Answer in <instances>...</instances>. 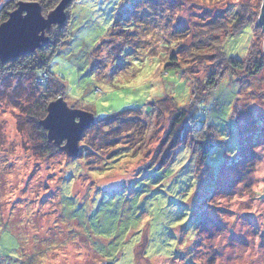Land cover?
I'll return each instance as SVG.
<instances>
[{
    "label": "rangeland",
    "instance_id": "1",
    "mask_svg": "<svg viewBox=\"0 0 264 264\" xmlns=\"http://www.w3.org/2000/svg\"><path fill=\"white\" fill-rule=\"evenodd\" d=\"M261 10L259 0H73L49 85L34 73L0 80V264H256L249 258L264 255ZM224 17L234 32L225 56L247 62L253 43L263 66L255 71L252 59L238 74L227 71L197 101L217 130L207 161L198 165L202 146L186 144L165 166L154 156L171 116L153 129L142 120L150 123L160 99L192 103L193 83L168 68L172 53L205 78L225 56L199 63L193 51ZM155 65L143 87H120ZM43 95L96 116L78 157L31 124Z\"/></svg>",
    "mask_w": 264,
    "mask_h": 264
},
{
    "label": "trees",
    "instance_id": "2",
    "mask_svg": "<svg viewBox=\"0 0 264 264\" xmlns=\"http://www.w3.org/2000/svg\"><path fill=\"white\" fill-rule=\"evenodd\" d=\"M18 1V0H17ZM17 1L10 0V3H6L4 8L0 11V24L6 20L9 15L10 10H14L17 6ZM26 1V0H22ZM35 1V0H34ZM37 2H41L43 8V13H48L50 10L54 9L61 0H36ZM8 4V5H7ZM69 19V15H68ZM67 19V21H68ZM254 18L251 16H247L244 20L246 23L250 20L253 21ZM67 21L62 25H54L51 30H47V35L50 36V42L43 45L40 50H37L34 53L29 55L17 57V59H12L8 63L4 64L0 62V80L6 78L7 76H16L19 72L20 74L30 75L34 73L35 81L44 83V85H49V78L51 77L50 71L48 70V65L51 61V58L58 51L61 43L67 37L65 36V29L67 27ZM245 22H242L241 25ZM212 28L207 31L211 34V40L208 45L196 47L195 50L192 49L193 52L197 53L196 59L199 63H202L204 60L213 61V59L218 57V52H220L223 56H225L224 45L225 38L227 36L232 35L234 32L229 31V25L225 21V17L223 20H218L214 22ZM261 24V23H260ZM259 25H257L258 27ZM240 27V26H239ZM221 33H226L222 40L223 42H219L217 40V36L220 37ZM202 45V44H200ZM192 44L190 47H181L179 45L176 53L183 50L184 48L187 51H190ZM254 44L252 43L249 48V55L247 62L243 59L236 58H227V56L223 57V60L218 64L221 65L219 67H214V70L209 71L202 80H199L195 76V72L193 70L188 69L189 64L187 63L190 59L189 57H182L175 55L174 53L171 62L168 64L169 69H175L181 72L185 77H187L192 84V103L179 106L174 98H166L160 99L156 102H152V120L150 123H144L142 120V125L145 127H150L153 129L157 127L159 124V119L164 117L165 115H170V126L166 132V137L162 139L160 145L158 146V150L154 156V159H161V163L165 166L170 165L173 161H175L178 151L183 145H201L202 153L199 154L198 165L205 163L207 158L211 153V149L214 147L212 144L215 141V137L217 134L216 127L208 122V120H203V118L199 115L198 111V100H208V96L215 89L216 86L219 85L221 80L226 77V72L230 71L231 74H238L240 71H244L248 69V63L252 60L255 65V71H258L260 67L263 66V60L257 59L253 51ZM207 52H202L206 51ZM191 53V52H190ZM217 53V54H215ZM40 55V56H39ZM182 59V60H181ZM254 72V71H252ZM52 99L51 96L43 95L31 109V112H28L29 118L31 119V124L34 125L37 129L42 133L41 138L46 137V129H44L41 125V121L45 117L47 113V104ZM139 118V117H137ZM193 128H197L200 131L194 134L192 132ZM215 135V136H214ZM162 153V156L160 155Z\"/></svg>",
    "mask_w": 264,
    "mask_h": 264
},
{
    "label": "water",
    "instance_id": "3",
    "mask_svg": "<svg viewBox=\"0 0 264 264\" xmlns=\"http://www.w3.org/2000/svg\"><path fill=\"white\" fill-rule=\"evenodd\" d=\"M18 3L15 10L9 12V18L0 24V61L3 63L34 53L49 43L47 30L67 21L66 9L73 0H61L47 15L43 13L41 2L26 0ZM260 16V23L264 27V7ZM48 106V113L41 125L47 130L49 142L61 146L68 155L78 157L81 152L80 138L95 122L96 116L90 111L69 107L62 96ZM68 121L79 126V131L71 138L65 131ZM64 142L66 144L62 145Z\"/></svg>",
    "mask_w": 264,
    "mask_h": 264
},
{
    "label": "snow or ice",
    "instance_id": "4",
    "mask_svg": "<svg viewBox=\"0 0 264 264\" xmlns=\"http://www.w3.org/2000/svg\"><path fill=\"white\" fill-rule=\"evenodd\" d=\"M141 67H142L141 64H136L137 69H139ZM158 67H159V65L144 68L143 71L136 77V79L131 80L130 82L127 80H124V83L121 84L120 87H122V88H141V87H143L146 81H150L153 79V76L156 73ZM116 95H121V93H116ZM121 106H123V105H121ZM65 131H66L67 135L69 136V138H71L72 136H74L79 131V126L76 125L75 123H72L71 121H68L66 124ZM233 153H234V150H233ZM257 182L260 183V186L262 188H264V181L258 180ZM108 238L111 239V237H108ZM149 256H151V253H149ZM113 259H115V257H113Z\"/></svg>",
    "mask_w": 264,
    "mask_h": 264
},
{
    "label": "clouds",
    "instance_id": "5",
    "mask_svg": "<svg viewBox=\"0 0 264 264\" xmlns=\"http://www.w3.org/2000/svg\"><path fill=\"white\" fill-rule=\"evenodd\" d=\"M30 1H31V0H30ZM38 2H39V1H38ZM259 6H260V7H264V0H259ZM254 7H255V5H254ZM110 69H111V65L109 64L108 67L104 69V71H105V72H108V71H110ZM124 79H125V76H124V75H120V76L118 77V80H124ZM135 79H136V78H135ZM133 80H134V79H133ZM199 131H200V130L197 129V128H194V129L192 130V132H193V134H194V137H195V134H196L197 132H199ZM230 141H231V140H229L228 143H229ZM260 147H261V148H264V145H260ZM199 195H200V194L197 193V196H199ZM249 259L255 261L256 264H264V255H261V256H259V257H257V256H253V257H250Z\"/></svg>",
    "mask_w": 264,
    "mask_h": 264
},
{
    "label": "bare ground",
    "instance_id": "6",
    "mask_svg": "<svg viewBox=\"0 0 264 264\" xmlns=\"http://www.w3.org/2000/svg\"><path fill=\"white\" fill-rule=\"evenodd\" d=\"M20 1H22V0H20ZM18 4H19V3L17 2V6H18ZM17 6H16V7H17ZM14 10H15V9H14ZM14 10H12V11H14ZM66 10H67V9H66ZM10 12H11V11H10ZM8 14H9V13H8ZM8 18H9V17H8ZM8 18H7V19H8ZM7 19H6V20H7ZM4 21H5V20H4ZM261 25H262V24H261ZM262 27H263V26H262ZM263 48H264V47H263ZM14 59H17V58H14ZM10 60H12V59H10ZM10 60H9V61H10ZM9 61H8V62H9ZM0 62H1V61H0ZM2 63H3V62H2ZM4 64H6V63H4Z\"/></svg>",
    "mask_w": 264,
    "mask_h": 264
}]
</instances>
